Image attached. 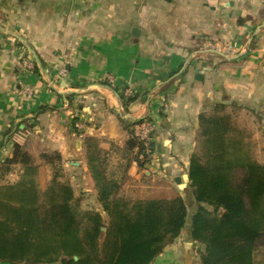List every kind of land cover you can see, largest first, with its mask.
Masks as SVG:
<instances>
[{"label": "crops", "instance_id": "1", "mask_svg": "<svg viewBox=\"0 0 264 264\" xmlns=\"http://www.w3.org/2000/svg\"><path fill=\"white\" fill-rule=\"evenodd\" d=\"M216 105L264 164V0H0V179L16 144L58 152L101 211L93 137L124 189L184 197L199 117ZM140 119L155 126L143 167L127 147ZM202 248L186 230L152 264H201Z\"/></svg>", "mask_w": 264, "mask_h": 264}, {"label": "trees", "instance_id": "2", "mask_svg": "<svg viewBox=\"0 0 264 264\" xmlns=\"http://www.w3.org/2000/svg\"><path fill=\"white\" fill-rule=\"evenodd\" d=\"M198 140L200 149L188 170L198 209L190 219L185 198L174 191L123 197L124 177L109 173L96 138H86L85 147L101 211L81 207L63 179L60 153L41 154L44 164L54 168L42 190L40 165L16 144L1 167L4 175L14 168L20 175L18 181L0 185V262L152 264L187 230L203 247L201 264H255L256 253L264 252V164L223 105L199 117ZM138 146L135 138L127 143L129 150ZM136 161L140 167L147 163L137 156Z\"/></svg>", "mask_w": 264, "mask_h": 264}, {"label": "rangeland", "instance_id": "3", "mask_svg": "<svg viewBox=\"0 0 264 264\" xmlns=\"http://www.w3.org/2000/svg\"><path fill=\"white\" fill-rule=\"evenodd\" d=\"M197 142H198V144H197V149H196L195 153H198V151L200 149L199 148L200 147L199 140ZM49 153H51V152H49ZM41 154L38 155L35 158V160L40 165L39 175H38L39 185H40V188L42 190H45L53 178L54 168L50 165L44 164V162L41 159ZM60 166L62 167L61 169H62V173L64 175L63 179L69 181V183L72 185L71 179L67 175V172L65 170L64 163L62 162V164ZM16 169L18 170V168H14V170H16ZM19 175H20V171L18 174V179H19ZM3 178H4V175L2 174V179H0V184L14 183V182L18 181V179L15 180V178H10V179L9 178L3 179ZM146 185H149V184H147L145 182L144 185H137V186L130 188V189L129 188L124 189V187H122L121 195L123 197L131 198V199L142 198V197L147 195V192L144 191V189L146 188ZM72 187H73V185H72ZM76 196L79 198L80 205L84 210H96L95 205H94V201L92 202V197L90 195L76 193ZM184 198H185V201H186L187 206H188V213H189V219H190L191 215H193L196 212V210L198 209V205L194 201L192 194L184 195ZM209 209L211 210V208H209ZM199 256H200V253H199ZM199 259H200V257L199 258L197 257V260H199ZM255 264H264V252L262 249L256 253Z\"/></svg>", "mask_w": 264, "mask_h": 264}, {"label": "built area", "instance_id": "4", "mask_svg": "<svg viewBox=\"0 0 264 264\" xmlns=\"http://www.w3.org/2000/svg\"><path fill=\"white\" fill-rule=\"evenodd\" d=\"M25 65L29 69H33V62L30 60L25 61ZM26 93L32 94V90L27 89ZM76 127L82 129V123H77ZM155 133V126L152 122L144 121L137 124L135 127L134 138L141 144V149H137V157L142 162L150 161L153 155V148L151 146L152 138Z\"/></svg>", "mask_w": 264, "mask_h": 264}, {"label": "water", "instance_id": "5", "mask_svg": "<svg viewBox=\"0 0 264 264\" xmlns=\"http://www.w3.org/2000/svg\"><path fill=\"white\" fill-rule=\"evenodd\" d=\"M167 1H170V0H167ZM135 35H136V34H135ZM196 73L200 76V74H199V73H200V70H199V69L196 70ZM176 181H177V182H180V179H177ZM76 259H77V258H76Z\"/></svg>", "mask_w": 264, "mask_h": 264}]
</instances>
